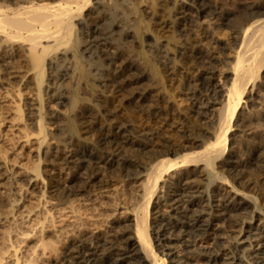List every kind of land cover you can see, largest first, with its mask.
I'll use <instances>...</instances> for the list:
<instances>
[{
	"label": "bare ground",
	"instance_id": "6f19581e",
	"mask_svg": "<svg viewBox=\"0 0 264 264\" xmlns=\"http://www.w3.org/2000/svg\"><path fill=\"white\" fill-rule=\"evenodd\" d=\"M184 1L185 0H149V2H147L149 5L148 4L145 5L146 3H144V5L147 6L144 8L143 5L141 6V4H143L142 3L143 1H141V0H0V74L1 73L5 74L3 80L6 79L11 85H13V87L17 84L23 83L22 85H24L25 89L30 90L31 93H33L35 95V97H37V104L39 107V110H38V113H39L38 119L39 120H38L37 125L39 127L36 128L35 124L34 125L31 124L32 128L30 126L29 130H30V128L32 130L30 132H33L34 130H35L34 132H36V129H38V136H40L42 134L45 135L44 136V142H45V139L47 140L48 139L47 136L49 135V134H45V132L47 130L46 124L53 125V127L54 126L56 127L57 135L63 134V138L60 136L62 138V141H60V142L63 143V145L65 146L64 148L70 149L75 144L74 139H75V134H77L76 132H78L79 130H82V128L79 129L78 126H79V123L83 124L82 114H83V116L86 114V113H84V111H85L84 108L87 107V104L91 100V99H88V97H86L88 95H86L84 93L85 90L88 92L89 96L93 97V98L96 97L98 92H101L104 96L108 92L118 95L117 93L123 92L126 89H128V84L124 80L128 79V78H132L133 77L132 74H134L137 71V69H140V70L142 69L141 71H143V70L147 71V69H148L149 75L146 72H145L146 74L143 72L142 74H144V76L139 75L140 77L138 76V79L131 80L130 81L131 86H132L130 88L131 92H132V88L134 87L133 85L139 84L143 80V78H147V79L151 78V80H152V78H154L155 79V82H153V85H154V83H156V81L158 82L157 78L160 76V72L156 67V64H159V63L161 64V66H163L162 68L164 70H166L165 72H171V71L175 72L177 69L176 68L177 62L183 61V63L186 64L185 67L187 65L193 64V68H196L200 72V74L202 73V77L201 78L199 77L200 80L198 81V83L199 82L200 83L199 84L196 83V85L198 86L199 91L210 92L208 94V96H209L211 94V88H212L211 80H212V77L214 75L213 72L216 68L215 65L217 63V60H216L217 58H214V56L211 54V52L210 53L203 52L201 49H204L203 48L204 46L202 48L198 47V46H201L204 42L202 41L203 42L202 44L199 42L200 45H197L200 37L197 40L192 35V33L190 32L191 29L189 30V28L193 27L192 25L191 26L189 25V22L191 21L190 20L191 19L190 14H193V13L189 14V12L193 11L194 13L197 14L198 17L203 19L209 15H214V13H215L214 6L209 4V0H191L192 1L191 3H193V4H191L192 6H190V7L188 6L189 7L188 8L187 6H185ZM211 1L212 0H210V2ZM237 1L235 0L233 2H237ZM240 1H241V3H244V0H243V2H242V0H240ZM246 1H249V0H246ZM251 1H250V3H251ZM258 1L256 0V2H258ZM221 2H223V1L220 0V3ZM228 2H227V4H228ZM253 3H254V1H253ZM247 4H248V2H247ZM222 5H224V4H222ZM225 6H226V4H225ZM225 6L224 7L222 6L223 9L225 8ZM232 10H236L235 7ZM240 10H241V8H240ZM246 10H248V9H245V11ZM217 11H219V10H217ZM226 11H228V9ZM245 11H243V13H241V12L238 13L239 12L238 11L237 15L233 16L234 19H232L231 22L229 21V23H231V24H229L230 28L232 30V33L234 34L232 36L236 35L235 36L236 38L234 37L235 38L234 41H236V43L234 42L236 47H234V51H233L234 56H235L234 57L235 60H234V62L232 61V63H230V65H229L230 74L234 75V77H233L231 83H228V85L225 86L228 88L226 90L227 94L225 96V99L222 101V100H220V98H217L215 95L216 88L215 89L213 88L212 90L214 92V95H212L211 98H209L210 96L207 97L210 100L207 99L209 103L207 104L208 106L206 105V108L204 111H201V109H200L201 107L199 109H197L198 104H194L196 109H194L192 112L188 113V110L187 111L185 110L184 112L179 113V111H178V114H176L177 112L174 114L175 117L177 116L178 120H181V119L185 120V118H187V117H188L187 119H189V116H191V113H194L196 115V119H197V116H198V118H200V117H204L205 115L207 116V114L210 112L213 113V110L215 109V107L218 106L219 109L217 108V110H215L216 112H218V119H216L214 117L217 121V123L215 125L216 128L214 130L209 132L206 129L200 128L199 130L194 132L195 127L193 128L191 126V128H193V131L191 130L189 132V129H188V131L186 130V132H185L183 130L185 136L183 135L184 137H181L182 135H180L181 139L184 138L182 141H177L178 138H174V137L173 138L176 140H168L167 139L166 141H162V140L158 139L160 137L159 135H158L159 137L157 136L158 138L157 137L152 138V139L150 138V140L147 141L148 143L146 142V144H144V145H146L145 146V148H147L146 150H148V152H147L149 155V156L147 155L148 158L144 157L142 159L140 156V159L138 158L139 160L136 159L135 161H131L130 159L126 158V156H127L126 154L132 155V153H133V155H136V153L134 154L135 150L140 151L141 150L140 148L144 146L143 144H139L140 142L138 143L136 141H133L131 137L126 135L125 131L124 132L121 131L118 134H114V133H111L108 131L102 132V134L100 135L101 136L100 138H102L101 139V143H102L101 145L104 146V148L106 150L105 151L103 150L102 154L99 152L101 154V156L97 155L98 157H97L96 161H98V164L103 163L106 165H110L111 167L121 171L122 174H125L123 176H126V174H127L129 177L131 174L133 175L135 170L139 171L137 169H143L145 171V174L143 175L144 181L142 182V187H141L142 188L141 202L134 209V216H133L134 217V221H133L134 222V236L131 237L129 235L130 233H128V234L125 233L123 236H121L120 239H118V242H117V240L115 242H113V241L109 242V241L102 239V244H101L102 246H107V245L111 244V246L109 248H112L113 246H117V248H118V249H116L117 251H121L119 249L120 246H121V248H123L122 250L124 252L122 251V252H118L117 254H115L116 255L115 259H113V258L112 259L111 258L110 259H104L103 258V260L99 259V258H97V255L94 252H92V251L89 252L88 250H86L84 248L85 246L84 247L82 246L81 239L79 241L78 240L74 241L67 246V253L71 252V254H72L70 256L71 264H130V263H133V262H130L131 260L134 261L133 264H143V262H146L148 264H169L166 256H164V253L166 251H168V253H171L175 249L174 246L176 244L174 245L173 242L179 241V239L181 238L182 232H180V234L178 232V234H177V231H178L177 223H169V222L164 223L165 219H163L161 215L157 218V221L155 218L152 219V215H155V214L158 215V213H159L158 210H156V208H153V202L155 199H158L159 195L157 193L161 190V186H162L161 183L165 182L164 179L167 176H170L171 174H175L177 172H178V179L179 180L176 184L174 183V185L176 186L177 189H182V187H185L186 189H188L193 184L198 185L205 180L207 181V179H211V175L215 174L214 179L219 180L218 182H220L221 185L228 186V187L230 186V188L232 189V193H233L232 195H235V196L242 198L240 202H236V201L229 202V200H227V201H225V203H223L221 206H219V208L221 207L220 211L223 212L224 216L221 219L215 220V222L217 223V226L221 222H223V224L226 223L225 225H227L228 223H231L233 225V223H236V220H238V219L235 220L236 217L241 218L240 215L245 216L244 217L245 222L243 223V226L244 225H252L251 221H253L259 215L262 216V218L264 217V214L262 215V213H264V135L261 138L255 136V135H251L250 137H244L243 134H242V136L236 137V134H237L236 133L234 135L236 138L232 137L233 139L230 140L231 132L237 131V130H234L235 127H237V129L240 133H244L246 131V130H244V128L247 129L251 124H253L252 123L253 118H252V120L250 118L251 121H244V120L242 121L241 120L242 122H240L241 124H239V125L237 124L236 120L239 116L240 111H242L244 104L248 105V102L250 103L253 101V100L251 101L250 99H254L253 96L257 94L256 92H253V91L255 89L257 91L258 90H264V0L262 2L252 4L249 7V12L248 11L245 12ZM187 13L190 15L189 16L190 19L188 18ZM228 13H229V11H228ZM146 15H149L148 16V18H150L149 21H147L148 18L146 17ZM195 17H194V19H195ZM213 18H214V16H213ZM231 18L229 20H231ZM144 19L147 22V23H145V25H144ZM209 21L210 20H208V22ZM225 21H224V23H225ZM200 22H202V20ZM219 22H220V18H219ZM152 24H153V26L154 25L158 26L160 30H163V31L165 30L164 32H166L168 30L172 31L171 32L172 35H170V33L169 34L167 33L168 36L169 35L170 36L168 38H166V41L164 43H162L163 42V41L161 42L162 37H163L162 33L160 34V35H162V37H160V36H158V33H159L158 31L155 34L156 29H155V31L151 30V32H152L151 35L146 34V31H144L147 29L148 30L152 29V28H149ZM196 24H198V23H196ZM206 25H208V24H206ZM206 25H204V26L206 27ZM200 26L202 27L201 24H200ZM204 26H203V28H204ZM225 26H226V23H225ZM201 27H200V29H201ZM221 27H223V26H221ZM211 28H212V26H211ZM219 32H221V30ZM225 32H227V31H225ZM215 33L217 35V30ZM146 35H149V36L147 37ZM206 35H208V34L206 33L205 36ZM164 36H165V34H164ZM207 37L206 38L204 37V38L207 39ZM218 37H219V33H218ZM213 39H215V38L213 37ZM209 41H211V40H209ZM209 41L207 42V44L211 43ZM146 42H147V45L149 46V50H150V52L148 51V53L149 54L151 53L150 56H152V57L150 58V56H149L148 57L149 59L147 60L143 56L144 53H142V54L138 53L137 55L134 53V55H136L134 57V55H132V53L135 50L133 51L129 45L130 44L132 45V43H136V44L138 43L137 45H143ZM137 45H135L134 47H136ZM214 49H216V47ZM211 50H209V51H211ZM136 53H137V51H136ZM132 61H136L137 63L136 62L133 63ZM187 67L188 68L183 67L181 70L182 74L185 77L189 71L188 70L189 66H187ZM118 70H119V72L117 74L114 73V71H118ZM134 70H136V71H134ZM133 71H134V73H132ZM190 71H192V70H190ZM198 71H197V73H198ZM162 72L163 71H161V73ZM193 73L195 74V72H193ZM3 74L1 76H3ZM134 75H136V73ZM206 75H208V76H206ZM166 76L168 77V75H166ZM169 76H170V74H169ZM161 77H159V78H161ZM169 78L171 80V78L173 79L174 77L171 76ZM18 79H19V81H18ZM166 79L164 80L162 78V81L164 80L166 82ZM121 82H122V84H121ZM124 82H125V84H124ZM167 82H168V80H167ZM147 83H148V81H147ZM150 83L151 82L149 81L148 84H150ZM66 84H67V86H66ZM155 85H157V84H155ZM151 86H150V89L152 88ZM144 88H146V87H144ZM159 88H160V86H159ZM161 88H162V86H161ZM153 89H156V88L153 87ZM168 89H169V87H168ZM144 91H145V89H144ZM159 91H157V93ZM188 91L189 90H187L186 92H188ZM166 92H164V93L167 96ZM19 94H21V93H19ZM168 94H170V93L168 92ZM153 95H151V96H153ZM160 95H161V93L159 94V96ZM187 95H188V98H186V99L188 101L190 100V101L194 102V100L197 99V94L192 89L188 92ZM217 95H219V94H217ZM248 95H252L253 98H250V99L248 98L249 101H246L247 100L246 97H248ZM159 96H157V97H159ZM173 96H175L174 93H173ZM18 97H20V96L18 95ZM44 97H47L48 100L50 99L56 107L60 106V108L61 107L62 108H68L69 112L71 113V115H70L71 117L64 118L63 116H61L58 113H55L54 111H52V112L47 111V109L45 108L46 105L44 104V101H45L43 99ZM193 97H196V98L193 99ZM152 98H155V100L157 99L156 97H152ZM168 99H169V97H168ZM170 99L168 101H166L165 97L160 96L157 101L160 104L165 103V102L169 103ZM175 99H177V98H175ZM97 100H98V98L96 99V101ZM141 100H144V103H145V101H149L148 99H144V98H142ZM157 101H155V102H157ZM172 101L174 103L177 100H172ZM182 102H184V101H182ZM185 102H187V101L185 100ZM45 103H46V101H45ZM168 103H167V105H168ZM253 103H254V101H253ZM146 104H148V103H146ZM143 105H145V104H143ZM200 105H201V103H200ZM250 105H252V104H250ZM26 106H28V105H26ZM145 106H148V105H145ZM145 106H144V108H145ZM178 106H177V108H178ZM163 107H165V106H163ZM168 107L169 106H167V108ZM172 107H174V105ZM181 107H182V105H181ZM252 107H254V109H255V106H252ZM174 108H176V107H174ZM246 108L249 109V107H247V106L245 107V109ZM261 108H263V107L261 106ZM29 109H31V108H29ZM146 109H145V111H146ZM170 109H172V108H170ZM182 109H179V110L182 111ZM27 111H29V110H27ZM16 112H19L18 114L20 116L23 115L20 108ZM173 112H174L173 110L168 109L167 112H162L160 114L158 113L159 115H157V119L159 118V116H160L159 119L164 117L163 120L161 119L162 121H164L166 118L171 116L173 114ZM254 112H252V113H254ZM259 113H261V112H259ZM31 115L32 114H30L29 116H31ZM161 115H162V117H161ZM20 116H18V117L21 118ZM32 116L34 117V115H32ZM154 116H156V115H154ZM257 116H258V114H257ZM29 119L27 118V120H29ZM159 119H158V121H160L161 124L166 123V122H162ZM172 119L175 120L174 118H172ZM20 120H22V119H20ZM184 120H181V122L183 123ZM112 121H115V120H112ZM189 121H191V120H189ZM26 122H25V124H26ZM189 123H191V122H189ZM195 123H197V121ZM161 124H160V126H161ZM191 124H193V123H191ZM26 125H28V124H26ZM258 125H260V124H258ZM80 126H82V125H80ZM194 126H196V125L194 124ZM263 126H264V124L262 125V127ZM25 127H27V126H25ZM76 127L78 128V131L76 130ZM188 127L189 126H187V128ZM250 129H251V127H250ZM26 130H28V129L26 128ZM83 131H81V133ZM86 131H88V130H86ZM89 131L91 132V130H89ZM93 131H95V130H93ZM171 131H173V130H171ZM248 132H250V131H248ZM86 133L88 134V132H86ZM188 133H190V134L192 133V134L189 135ZM207 133H208V135H206ZM55 134H56V132H55ZM169 134H170V132H169ZM174 134L175 133L170 134L171 137L178 135V134H176V135H174ZM26 135H29V134H26ZM256 135H257V133H256ZM57 138H58V136H57ZM170 139H172V138H170ZM77 145H78V141H77ZM45 148H46L45 150L50 151L51 150V143L49 144V142H46ZM71 149H72V151H74L73 150L74 148H71ZM138 151H136V152H138ZM142 151L144 153V150H142ZM91 152L90 151L84 152V154H79V152L78 153L74 152V153H72V156L70 158H63L62 159L63 165L67 166L68 169H69L70 164L78 162V164L76 163L77 166H74L73 169L76 167L77 171H79L76 174H73L71 176V180L68 179L70 181L66 187L64 185H62L63 187H65L64 189L60 190L59 188H57V190L59 189L60 191H63L61 194V197H60L61 201L59 199V202H61L62 206H63V204L67 205L68 202H73L72 200L69 201V198H71L72 196H74V195L78 196L82 193L86 194V192H85L86 187L84 188V186H85L84 184H86V183L82 184V185H84L83 187L80 186V184H81L80 182H83V180H84L83 178H82L83 180L81 179L82 181L79 179V175L81 172L83 174L85 173V175L88 174V178H92L93 182L96 181L95 183L97 185L98 184L102 185V183H99L100 180L97 177V176H99L97 169H96V172L98 175L95 174L96 172L94 170H93L94 172L90 174L89 167L91 166V163L93 164V159H96L94 157V153L93 152L91 153ZM47 153L48 152H45V154H47ZM140 154H141V152H140ZM95 155H96V153H95ZM144 155H146V154L144 153ZM61 156L63 157V155H61ZM137 157H139V155ZM45 158L46 157H43L42 160H44ZM43 162H45V161H43ZM55 163H57V162H55ZM94 163H97V162H94ZM33 164H34V162H33ZM46 164H48V163H46ZM89 164H90V166L88 167ZM94 166L95 165L93 164V167ZM44 167L45 168H43V171H40L41 170L40 164H37V165L34 164V166L31 168V170L35 173L33 175H36L35 177H37L39 179V177H42V175L45 176L44 174H47V172H51V171L47 170L46 165ZM70 167H71V165H70ZM26 168H29V167H26ZM92 168H90V169H92ZM113 168H111V170ZM108 170H109V167H108ZM75 171H76V169H75ZM120 173L118 172V174H120ZM113 174H114V172H113ZM134 174H136V173H134ZM69 175H70V173H69ZM49 176H50V174H49ZM141 176H142V174L140 175V177ZM131 177H133V176H131ZM120 178H122V177H120ZM86 179L87 178L85 177V182H87ZM101 179H102V181H104L103 178H101ZM214 179L212 178L211 179L212 181L209 180V181H211V184L213 183ZM52 180H53V178H52ZM54 180H55V178H54ZM68 180H66V181H68ZM93 184H91V185H93ZM100 185H99V188H100ZM213 185H214V183H213ZM93 186H95V184ZM102 188L103 187H101V189ZM162 188H164V186ZM59 190H58V193H61V192H59ZM90 190H92V189L90 188ZM93 191L94 190H92L91 193ZM179 191H181V190H179ZM7 192H8V190H7ZM89 193H90V191H89ZM52 195L54 196V194H52ZM82 196L86 197L87 195H82ZM235 196H233V197H235ZM8 197H10V196L8 195ZM179 197L180 196H179L177 191H174L173 194L172 193L168 194L166 196V205L173 207V208H175L176 206L179 207V204L183 200V198L180 199ZM231 197H230V199H231ZM79 198L77 197L78 200H79ZM16 200H15V202H16ZM139 201H137V202H139ZM76 203H77V201H76ZM182 203H184V201ZM61 204H60V206H61ZM73 204L68 203V205H70V207ZM195 204H196V201L192 200V202L189 205L194 206ZM246 206H250L251 210L247 211ZM5 207H6V204H5ZM5 207H3V208L5 209ZM87 208H89V207H87ZM0 209H1V207H0ZM4 209H3V212H5ZM63 209L65 210V208H63ZM68 209L69 208L67 207L66 211ZM77 209H80V208H77ZM82 210H81V214L84 212V211L82 212ZM155 210L157 211V213H155L156 212ZM185 210H187V209H185ZM77 211H74V212L80 213V211H78V212ZM86 211H87V209H86ZM89 211H90V208H89ZM153 211H155L154 212L155 214H153ZM177 211H179V210H177ZM244 211H246L245 215L242 214ZM74 212L72 211L73 214H74ZM91 212L93 213V210ZM30 213H32V212H30ZM92 213H90V214H92ZM51 214H53L52 210H51ZM81 214H80V220L83 219V216L86 217V215H88L87 213H86V215L84 214L82 216V219H81ZM90 214H89V217L93 218L90 216ZM5 215H6V213H5ZM48 215H50V214H48ZM184 216H185V214H184ZM12 217H13V215H12ZM53 217H51V218H53ZM89 217L87 216V218H89ZM193 217H194V215H193ZM196 217L197 218L192 221V224L191 223L186 224V226H188L190 229H194V230H197L198 232H201L202 236L203 235L205 236V234H209L210 231H213L214 227H216V224L214 225V222H209L208 220H206L208 222H204L205 220H203V217L201 215L199 217L198 216H196ZM43 218H45V219L40 218L38 220V222H36V224H41L40 229L41 228L43 229L44 224L47 223L48 218L47 219H46V217H43ZM190 219H192V218L190 217ZM76 220H77V218H76ZM151 220H152V224H151ZM248 220H250V221H248ZM50 222H49V225H50ZM52 223H53V221L51 222V226H52ZM83 223H81V224H83ZM86 223L87 222L85 220L84 224H86ZM178 224H180V223H178ZM184 224H185V222H184ZM231 224H229V225H231ZM47 225L45 227H47ZM53 225H54V223H53ZM38 226H40V225H38ZM19 227L22 228L21 226H19ZM83 227H84V225H83ZM131 228H133V227H131ZM247 229H251V227L250 228L248 227ZM16 230H17V236H18L19 235L18 234L19 228ZM44 230L46 231V229H44ZM244 230L245 229H243L242 231H244ZM27 231H29V230H27ZM67 231H69V230H67ZM67 231H65V233H67ZM19 232H20V230H19ZM151 232L153 233L154 236L151 235ZM3 233H5V232H3ZM14 233H12V235L16 236V234H14ZM32 233H33V231H32ZM41 233H43V231ZM46 233H48V232H46ZM46 233H44L43 236L40 237V240H39L40 243L38 242L40 244L39 246L42 248V249L41 248L40 249L45 251V252L49 251V253L50 252H57L58 253V250H57L58 244L56 245V241H53V239H52L53 237L51 238ZM69 233H67V234H69ZM6 234H9L8 236H9V238H11L9 231L8 232L6 231ZM6 234H5V237H6ZM36 234H37V232H36ZM62 234H63V232H62ZM189 234L190 233H188V236H189ZM21 235H23L22 236L23 238H24V236H26V238L28 239L29 233H25V231H24V233H22ZM30 235H31V230H30ZM20 236H18V237H20ZM246 236L247 237H245L244 239L242 238V241H244L243 244L248 245L247 247L250 248V251L251 250L253 251V252L251 251V253L249 255L250 257H252L250 260L251 263L248 262L249 261L248 259L246 262H248L249 264H264V227L261 228L258 233L253 234V231H251ZM22 237H21V239H22ZM61 238H62V236H61ZM5 239H7V238H5ZM58 239L60 240V238H58ZM104 239H106V237H104ZM16 240L19 241V239H16ZM56 240H57V238H56ZM253 240H255V242L257 243L256 247H260V249L255 250L254 245H253ZM4 241L6 242V240H3L2 245H4V243H5ZM17 241H16V243H17ZM182 241L183 240H181V242ZM13 242H15V240ZM1 243H2V241H1ZM20 243H22V242L19 241V244ZM58 243L60 244V242H58ZM216 243H218V242H216ZM24 244H25V242H24ZM133 244H136V245L138 244V247L131 248V246H133ZM17 245L15 247L16 254L13 255L14 257L16 256V258H17L15 264H19L20 261L22 260L20 257H17V252H18V249L20 248L19 246H22V245H18V246ZM222 245H221V247H222ZM37 246H38V244L36 245V247ZM8 247L9 246H7V248ZM11 247H14V245H11ZM247 247L245 249L242 247L243 248V250H242L243 254L248 251ZM10 249H12V248H10ZM15 249H13V250H15ZM0 250H1V252H0V264H3L6 261V260H4V255L8 254L7 251H9V250H6V247L4 249L3 246H2V249H0ZM21 250H22V248H21ZM35 251L38 252L37 250H33L32 252H34L33 253L34 256H37V254L35 255V253H36ZM187 254H189V253H187ZM9 255H10V253H9ZM218 255H219V253H218ZM218 255H209V256L204 255L202 257L207 258L210 263L218 264V263H220V259H221L220 256H218ZM235 255H238V254H235ZM244 257H245V254H244ZM29 258H31V257H29ZM233 258L235 260L236 257H233ZM26 259L29 260L28 258H26ZM33 259H34L33 261L35 262V258H33ZM33 261L32 260H30V262L26 261V262H28L26 264H31V262L33 264L34 263ZM22 263H25V262H22ZM223 264H224V262H223Z\"/></svg>",
	"mask_w": 264,
	"mask_h": 264
},
{
	"label": "rangeland",
	"instance_id": "374dc122",
	"mask_svg": "<svg viewBox=\"0 0 264 264\" xmlns=\"http://www.w3.org/2000/svg\"><path fill=\"white\" fill-rule=\"evenodd\" d=\"M141 1H143L142 2L143 4H141V6L143 5L144 8L147 7L145 5L148 4L147 2H149V0H141ZM221 1H223V2L220 3V0H214V1L212 0L210 2V0H209V4L214 6V10H215L216 14L214 13V15H209L206 18L201 19L200 17L197 16L196 13L191 11V12H189V14L190 13H193V14H190L191 15V19H190V17H189L190 15L187 13L188 18L191 20V21L189 20L190 21L189 25L193 26V27L189 28V30L191 29L190 32L192 33V35L197 40L200 37L197 45H200V43L202 44L204 42L203 43L204 45L202 44L201 46H198V47L202 48L204 46L203 47L204 49H201L203 52H205V53L211 52V54L214 56V58H217L216 59L217 63L215 65L216 68L213 72L214 75H213L212 80H211L212 88H211V94L209 95L210 97L208 96V94L210 92L199 91V88L196 85V83H198V81L200 80L199 77L200 78L202 77V73L200 74V72L196 68H193V64L187 65V66H189V69H188L189 71H188V74L186 75V77L182 74V71H181L182 68L183 67L188 68L187 66L185 67L186 64H184L183 61L176 63V68L178 69V70L176 69L177 72L176 71L175 72H172V71L171 72H165L166 70H164L162 68L163 66H161L160 63L156 64V67L160 72L159 77L162 76L161 78L158 77L157 78L158 82L156 81V83H154V85L157 84V85H155L156 87L153 85V82H155L154 78H152V80H151V78L150 79L143 78V80L139 84L133 85L134 87L132 88V92H131V89H130L132 87L131 83H130L131 80L138 79L139 75L144 76V74H142L143 72L144 73L146 72L149 75L148 69H147V71L146 70L141 71L142 69L141 70L137 69V71L134 70V71H136L135 72L136 75H134L135 73L133 71L132 72V73H134V74H132L133 77L124 80L128 84V89H126L127 91L126 90L123 91L124 90L123 89L122 90L123 92L117 93L118 95L108 92L104 96L101 92H98L96 97L93 98V97L89 96V94L86 90L85 91L83 90L84 93L86 95H88V96H86V95L85 96L91 100L89 102L90 104L88 103L87 107L84 108L85 109L84 113H86V114L84 116L82 114L83 124L79 123V126H78V128L79 129L82 128V130L78 131V128L76 127V130L79 133L76 132L78 135L75 134L74 146L75 145L76 146L71 147V148H74L73 149L74 151H72L71 148H70L71 150L64 148L65 146L63 145L62 142H60V141H62L63 134L57 135L56 127L55 126L53 127V125L46 124L47 130H46L45 134H49V135L47 136L48 139L47 140L45 139V142H44V136L45 135L42 134V135L38 136V129H36V132H34L35 130L33 132H30L32 130L31 124H33V125L35 124L36 128L39 127L37 125L38 120H39L38 119L39 107L37 104V97H35V95L33 93H31L30 90L25 89L24 85H22L23 83L17 84L13 87V85H11L6 79L3 80L5 74H3V73L0 74V205H1L0 206L1 207V209H0V249H2V246L4 249L6 247V250H9L10 248H12L9 250L10 252L7 251L8 254H5L6 256L4 255V260H6V261L3 264H15L16 263L17 258H16V256L14 257L13 255L16 254L15 247L17 244L22 245V246H19L20 248L18 247L19 249L17 252V257H20L22 259L21 260L19 258L21 260L20 261L21 264L28 263L26 261H29V262H30V260L33 261L34 260L33 258H35V262L37 260L39 261V262L37 261L36 263L33 261L34 262L33 264H63V263L64 264H71L70 256L72 254L70 251H69L70 253H67V246L74 241H77V240L79 241L80 239H81L82 246L83 247L85 246L84 248L86 250H88L89 252H91V251L94 252L97 255V258L102 259V260H103V258L104 259H110V258L115 259L116 258L115 254L123 251L122 250L123 248H121V246L119 248L121 251L116 250V249H118L117 246H113L112 248H109L111 246V244H109L107 246H102L101 245L102 239L109 241V242H112V241L115 242L117 240V242H118V239H120L121 236H123L125 233L126 234L130 233L129 235L131 237L134 236V222H133L134 221V217H133L134 216V209L141 202V196H142L141 195L142 194V188L141 187H142V182L144 181L143 175L145 174V171L143 169H137L139 171H136V170L134 171V173H136V174L133 173V175L131 174L130 177L126 174V176H127L126 177V176H123L125 174H122L121 171L111 167L110 165H106L103 163L101 164L100 162H99L100 164H98V161H96L97 157L99 155L101 156V154L103 153V150L104 151L106 150L104 148V146L101 145L102 144L101 143L102 138H100L101 137L100 135L102 134V132H105V131H108V132H111L114 134H118L121 131H123V132L125 131L126 135L131 137L133 141H136L138 143L140 142L139 144L144 145V144H146L147 141L150 140V138L151 139L155 138L158 135L160 137L158 136L159 138L158 137L157 138L162 140V141H166L167 139L168 140H176L174 138H178L177 141H182L184 138L181 139V137L185 136L183 130L186 132V130L188 131V129H189V132H190L191 130L193 131V128L195 127L194 132H196L200 128L206 129L209 132H211L212 130H214L216 128L215 125L217 123L216 119H218V112H216L215 110H217L218 106L215 107V109L213 108L214 109L213 113L210 112L207 114V116L205 115L204 117H200V118H198V116H197V119H196V115L194 113H191V116H189V119H187L188 117L185 118V120L181 119V120H184L183 123L181 122V120H178L177 116L175 117L174 114L176 112H177L176 114H178V111H179V113L184 112L185 110L186 111L188 110V113L192 112L194 109H196L194 104H198L197 109H199L201 107L200 108L201 111H204L206 108V105L209 103L208 102V100H210L209 98H211V96L214 95V92L212 90L213 88L214 89L216 88L215 95L217 98H220V100H222V101L225 99V96L227 94L226 90L228 89L225 86L228 85V83H231V81L234 77V75L230 74L229 65H230V63H232V61L234 62V60H235L234 59L235 56H234L233 51H234V47H236L235 46L236 41H234L236 38L235 37L236 35L232 36L234 34L232 33V30L230 28L229 24H231V23H229V21L231 22L232 19H234L233 16H236L238 11H239L238 13H240V12L243 13V11H245V9H248L245 12H247V11L249 12V7L252 4L262 2L263 0H259V1L257 0L258 2H256V0H252V1L251 0H249V1L244 0V3H241L240 0H238V1L236 0L238 3L233 2L235 0H230V1L229 0H225V1L221 0ZM250 1H251V3H250ZM253 1H254V3H253ZM191 2H192L191 0H189V1L185 0L184 4H185V6L190 7V6H192L191 4H193ZM227 2H228V4H227ZM242 2H243V0H242ZM247 2H248V4H247ZM144 3H146V4L144 5ZM222 4H224V5H222ZM225 4H226V6H225ZM221 5L223 7L225 6L226 9L225 8L223 9V7ZM234 7L236 10H232V9H234ZM240 8H241V10H240ZM227 9H228L229 13H228V11H226ZM217 10H219L220 12ZM148 16L149 15H146L147 18H148ZM213 16H214V18H213ZM194 17H195V19H194ZM219 18H220V22H219ZM230 18H231V20H229ZM149 19L150 18H148L147 21H149ZM200 19L202 20V22H200L201 21ZM208 20H210V21L208 22ZM224 21L226 23V26H225ZM145 23H147V22L144 19V25H145ZM196 23H198V24H196ZM199 23L202 25V27L200 26ZM206 24H208V25H206ZM204 25H206V27ZM203 26L205 29L203 28ZM211 26H212V28H211ZM221 26H223V27H221ZM200 27H201V29H200ZM149 28H152V29H149L150 31L148 29L144 30V31H146V34L151 35L152 34L151 30L155 31V29H156L155 34L158 31L159 32L158 36L162 37V35H163L162 40H161V42L163 41L162 43H164L166 41V38H168L170 35H172V33H171L172 31L168 30V31L164 32L165 30L164 31L160 30L158 26H156V25L153 26V24ZM214 28L217 30V35L215 33L216 30ZM219 29L221 30V32H219L220 31ZM224 30L227 32H225ZM161 33H162V35H160ZM167 33L168 34L170 33V35L168 36ZM204 33L205 34L207 33L208 35L205 36ZM218 33H219V37H218ZM164 34H165V36H164ZM149 35H146V36L148 37ZM203 36L205 38L207 36L208 37H207V39H205ZM213 37L215 39H213ZM209 40H211V41H209ZM208 41L211 43L207 44ZM134 44L137 45L138 43L137 44L132 43V45L131 44L129 45L133 51L135 50L132 53V55H134V53L136 55L138 53H140V54L144 53V55H143L144 58H146L148 60L149 59L148 57L151 55V53L150 54L148 53V51L150 52V50H149V46L147 45V42L144 43L143 45H137L136 47H134L135 46ZM215 47H216V49H214ZM209 50H211V51H209ZM136 51H137V53H136ZM136 55H134V57ZM151 57L152 56H150V58ZM132 62L135 63L136 61H132ZM190 70H192V71H190ZM161 71H163V72L161 73ZM197 71H198V73H197ZM118 72H119V70L114 71V73H116V74ZM193 72H195V74ZM2 74H3V76H1ZM165 74L168 75V77ZM169 74H170V76H169ZM171 76L174 77L173 78L174 80L172 78L170 80L169 77H171ZM206 76H208V75H206ZM162 78L164 80L167 78L166 82L164 80L162 81ZM146 80L148 81V83L150 81L152 84L151 83L148 84ZM167 80H168V82H167ZM18 81H19V79H18ZM121 84H122V82H121ZM124 84H125V82H124ZM158 85L160 86V88ZM66 86H67V84H66ZM150 86L152 87L151 89H150ZM161 86H162V88H161ZM144 87H146V88H144ZM153 87L156 89H153ZM168 87H169V89H168ZM144 89H145V91H144ZM191 89L196 92V94H197L196 100L197 101L194 100V102H193L190 100L188 101L186 99V98H188L187 94ZM187 90H189V91L186 92ZM157 91H159V92L157 93ZM164 92L167 93V96L165 95ZM168 92L170 94H168ZM253 92L257 93L256 95L253 96L254 99H250V98H253L252 97V95L254 94L253 93L252 95H248V97H246L247 100L246 99L245 100L249 101L248 100V98H249L251 101L253 100L254 103L252 101L250 103L248 102V105H246V104H244V106L242 105L243 109H242V111H240L239 116L236 120L237 124L239 125V124H241L240 122H242L243 120L244 121H251L253 118V120H252L253 124H251L249 127L247 126L248 127L247 129L244 128V130H246L245 131L246 133L245 132L240 133L238 131L237 127H235L234 130H237V131L231 132L230 140H232L233 138H236L238 136H242V134L244 137H250L251 135H255V136L260 137V138L264 135V128H263L264 126L262 127V125L264 124V101H263L264 100V98H263L264 97V90H258L257 91L255 89ZM19 93H21V94H19ZM160 93H161L160 96L165 97L166 101H168L170 98L172 100H177V101H175L173 103V101L170 99L169 103L165 102L166 104L165 103L160 104L157 101L160 97L159 96ZM173 93L175 96H173ZM217 94H219V95H217ZM18 95L20 97H18ZM151 95H153V96H151ZM157 96H159V97H157ZM152 97H156L157 99L155 100V98H152ZM168 97H169V99H168ZM207 97H209V98H207ZM97 98H98V100L96 101ZM142 98L148 99L151 103L149 101H145V103H144V100H141ZM175 98H177V99H175ZM195 98L196 97H193V99H195ZM43 99L46 101V103L44 101V104L46 106L44 104L43 105L45 106L47 111H50V112L54 111L55 113L60 114L64 118L71 117L70 116L71 113L69 112L68 108H62V107L60 108V106L56 107L50 99L48 100L47 97H44ZM185 100L187 102H185ZM155 101H157V102H155ZM182 101H184V102H182ZM146 103H148V104H146ZM167 103H168V105H167ZM200 103H201V105H200ZM143 104L148 105V106H145ZM250 104H252V105H250ZM26 105H28V106H26ZM166 105L169 107L167 108ZM173 105L176 108L172 107ZM178 105L180 107L182 105V107L180 108ZM245 105L247 107H249V109L248 108L245 109V107H246ZM144 106H145V108H144ZM163 106H165V107H163ZM177 106L179 109L183 108L182 111L179 110L177 108ZM252 106H255V109ZM261 106L263 108H261ZM19 108H20L21 112L23 113L22 116H20L18 114L19 112H16V111H18ZM29 108H31V109H29ZM170 108H172V109H170ZM26 109L29 111H27ZM145 109H146V111H145ZM168 109L173 110L174 112L171 116L166 118L164 121H162L164 117H162V115H161V117H162L161 118L162 120H161V119H159L160 118V116H159V118H158L159 120H161L162 122H166L164 124H161L160 121H158V119H157V115H159L162 112H167ZM252 112H254V113H252ZM259 112H261V113H259ZM30 114L34 115V117L32 115L31 116L33 118L31 116H29ZM257 114H258V116H257ZM154 115H156V116H154ZM18 116H20L21 118H19ZM171 117L174 118L175 120H173ZM192 117L197 121L198 124L195 123L196 121ZM27 118L28 119L30 118V119L27 120ZM250 118H251V120H250ZM20 119H22V120H20ZM111 119L115 120V121H112ZM189 120H191V121H189ZM25 122L29 126L26 125ZM189 122H191L193 124H191ZM160 124H161V126H160ZM194 124L196 126L197 125L198 126L196 127V126H194ZM258 124H260L261 126ZM80 125H82V126H80ZM25 126H27V127H25ZM30 126H31V128L29 130ZM187 126H189V127L187 128ZM191 126L193 128H191ZM250 127H251V129H250ZM26 128L28 130H26ZM85 129L88 131H86ZM89 130H91V132ZM93 130H95V131H93ZM171 130H173V131H171ZM81 131H83V132L81 133ZM248 131H250V132H248ZM55 132H56V134H55ZM86 132H88V134ZM169 132H170V134L175 133L174 135L178 134L179 136L176 135V136L171 137ZM256 133H257V135H256ZM26 134H29V135H26ZM188 134L191 135L192 133L191 134L188 133ZM235 134H236V137L234 136ZM56 135L58 136V138ZM180 135H182V136L180 137ZM206 135H208V133ZM170 138H172V139H170ZM77 141H78V145H77ZM46 142H49V144L51 143V150L50 151L45 150L46 149L45 148ZM145 146L146 145L141 147L140 151L135 150L134 154L136 153V155H133V153H132V155L126 154L127 155L126 158L130 159L131 161H135L136 159L139 160L140 156L142 159L144 157L148 158V156H149L147 153L148 150H146L147 148H145ZM142 150H144V153L146 155H144ZM44 151L48 152V153L45 154ZM89 151L90 152L92 151L94 153V157L96 158V159H93V164L95 165L94 167H93V164L91 163V166L93 168L90 166V164L88 165V167L90 166L89 167L90 174L93 173L94 171L96 172V169H97V172L99 173V176H97L100 180L99 183H102L103 186L100 184L97 185L95 183L96 181L93 182L92 178H88V174L85 175V173L83 174L81 172L79 175V179L81 180L83 178L84 180L82 179L83 182H80L81 184L80 183L79 184L82 187L85 185L84 188L86 187L85 188L86 194L82 193L78 196L74 195L71 198H69V201L72 200L73 202H68V203H70V204L74 203L75 204V205L73 204L71 206L72 208L70 207V205H68V203H67V205L63 204V206H62L61 202H59V199L61 201L60 197H61V194L63 191H60V190L64 189L67 186V184L71 180V176L73 174H76L77 172H79V171H77L76 167L73 169L74 166H77L76 163L78 164V162L70 164L71 167L69 165V169H68L67 166L63 165L62 159L63 158H70L72 156V153H74V152H77V153L79 152V154H84V152H89ZM136 151H138V152H136ZM140 152H141V154H140ZM95 153H96V155H95ZM61 155H63V157ZM138 155H139V157H137ZM43 157H46V158L44 160H42ZM43 161H45V162H43ZM33 162L36 165L40 164V167H41L40 171H43V168H45L44 166L46 165L47 170H49L51 172H47V174H44L45 176L42 175L43 178L39 177V179H38L37 177H35L36 175H33L35 173L31 170V168L34 166ZM55 162H57V163H55ZM94 162H97V163H94ZM46 163H48V164H46ZM26 167H29V168H26ZM108 167H109V170H108ZM90 168H92V169H90ZM111 168H113V169L111 170ZM75 169H76V171H75ZM97 172L95 174H97ZM113 172H114V174H113ZM118 172L119 173L121 172V173L118 174ZM69 173H70V175H69ZM140 173L142 174L141 177H140V175H141ZM49 174H50V176H49ZM117 175L118 176L120 175V176L118 177ZM212 175H211V179L212 178L214 179L215 174H212ZM84 176L87 178L86 179L87 182H85ZM131 176H133V177H131ZM100 177L103 178L104 181H102V179ZM120 177H122V178H120ZM52 178H53V180H52ZM54 178H55V180H54ZM68 179H70V180H68ZM211 179H207V181L205 180L198 185L193 184L188 189H186L185 187H182V189H177L176 186L174 185V183L176 184L179 180L178 179V172H177L175 174H171L170 176H167L164 179L165 182H162L163 184L161 183V185H162L161 190L157 193L159 195L158 199H155L153 202V208H156V210H158L159 213L157 215V214H155V213H157V211L156 210H155L156 212L153 211V214H155V215H152V219L155 218L157 221V218L161 215L162 218L165 219L164 223H168V222L169 223H177V225H178L177 234H178V232H179V234H180V232H182L180 239L183 240L182 242L180 239H179V241L173 242L174 245L176 244L175 245L176 247L174 246L175 251L173 250L171 253H168V251H166L164 253V256H166L169 264H178V263L179 264H205V263L206 264H215V263H210L207 258H205V257L203 258L202 256H204V255L205 256L218 255V253H219L218 256H220V258H221L220 263H218V264H223V262H224V264H249V263H251L250 260L252 257H250L249 255H250L252 250L250 251V248L247 247L248 245L243 244L244 241H242V238L244 239L245 237H247L246 235L248 233H250L251 231H253V234L258 233L259 230L264 227V217L262 218V216L259 215L253 221H251L252 225H244L243 226V223L245 222L244 221L245 216L240 215L241 218L236 217L235 220L236 219H238V220H236V223H233V225L231 223H228L227 225H225L226 223L223 224V222H221L217 226V223L215 222V220L221 219L224 216L223 212L220 211L221 207L219 208V206H221L227 200H229V202H233V201L240 202L242 198L235 196V195H232L233 193H232V189L230 188V186L228 187V186L221 185L220 182H218L219 180H217V179L213 180L214 185H213V183L211 184V181H212ZM66 180H68V181H66ZM209 180H211V181H209ZM83 183H86V184L82 185ZM90 183L91 184L94 183L95 186H93L94 184L91 185ZM62 185H64L65 187H63ZM99 185H100V188H99ZM163 186H164V188H162ZM101 187H103V188L101 189ZM57 188L60 189V190L59 189L58 190L61 193H58ZM90 188L92 190H94L95 192L93 191L91 193L92 190H90ZM7 190H8V192H7ZM88 190L90 191V193ZM179 190H181V191H179ZM174 191L178 192V194L180 196L179 198L180 199L183 198L182 202L184 201L185 204L181 202L179 204V207L176 206L175 208L166 205V196L168 194H171V193L173 194ZM52 194H54V196ZM8 195L10 197H8ZM82 195H87V196L83 197ZM233 196H235V197H233ZM77 197L78 198L80 197L79 200L77 199ZM230 197H231V199H230ZM15 200H16V202H15ZM75 200L77 201V203ZM192 200L196 201V204L194 206L189 205L192 202ZM137 201H139V202H137ZM4 203L6 204V207H5ZM60 204H61V206H60ZM65 205L69 208L67 211H66L67 207ZM3 207H5V209ZM87 207L90 208V211H89V208H87ZM246 207H247V209H246L247 211L251 210L250 206H246ZM63 208H65V210ZM77 208H80V209H77ZM3 209L5 212H3ZM50 209L52 210L53 214H51ZM86 209H87V211H86ZM185 209H187V210H185ZM77 210L80 211V213L74 212ZM81 210H82V212L84 211L82 214H81ZM92 210H93V213L91 212ZM177 210H179V211H177ZM72 211L74 212L75 215L72 213ZM30 212H32V213H30ZM85 212L88 215H86ZM5 213L7 216L5 215ZM47 213L50 215H48ZM90 213H92V214H90ZM245 213H246V211H244L242 214L245 215ZM80 214H81V219H82V216L84 214L86 215V217L83 216V219L80 220ZM89 214L94 219L90 218ZM184 214H185V216H184ZM263 214L264 213H262V215ZM12 215H13V217H12ZM41 215L43 217H46V219L48 218L51 222L53 221L54 225L52 223V226H51V222L47 219V223L44 224L43 229L42 228L40 229L41 224H36V222H38V220L40 218L45 219ZM193 215H194V217H193ZM200 215L203 217V220H205L204 222L209 221V222H214V225L216 224V227H214V230L210 231L209 234H205V236L204 235L202 236L201 232H198L197 230H194V229H190L188 226H186V224H190V223L192 224V221L197 218L196 216L199 217ZM87 216L89 218H87ZM189 216L192 219H190ZM49 217L50 218L53 217V218L50 219ZM76 218H77V220H76ZM85 220L87 222L86 224H84ZM206 220H208V221H206ZM48 221L50 222V225H49ZM248 221H250V220H248ZM184 222H185V224H184ZM81 223H83V224H81ZM178 223H180V224H178ZM151 224H152V220H151ZM229 224H231V225H229ZM38 225H40V226H38ZM46 225H47V227H45ZM83 225H84V227H83ZM19 226H21L22 228H20ZM128 226L129 227L131 226L133 228H131V227L129 228ZM248 227L249 228L251 227V229H247ZM18 228L20 230V232L18 230V234H19L18 236H20L25 231V233H29L30 237L28 236V239L26 238V236H24V238H23L22 237L23 235L18 237L17 236V230H16ZM26 229L29 231H27ZM44 229H46V231ZM243 229H245V230L242 231ZM30 230H31V235H30ZM67 230H69V231H67ZM6 231L10 232L11 238H9V236H8L9 234H6ZM32 231L35 235L32 233ZM42 231H43V233H41ZM65 231H67V233H69V232L70 233L67 234V233H65ZM3 232H5V233H3ZM36 232H37V234H36ZM46 232H48V233H46ZM62 232H63V234H62ZM12 233L16 234V236L12 235ZM44 233L49 235L51 238L53 237L52 238L53 241H56V245L58 244L57 245L58 253L57 252H50L49 253V251L45 252V251L41 250L42 248L39 246L40 245L39 240H40V237H42ZM188 233H190L191 235L189 234V236H188ZM5 234H6V237H5ZM60 235L62 236V238ZM151 235L154 236L152 232H151ZM21 237H22V239H21ZM104 237H106V239H104ZM5 238H7V239H5ZM56 238H57V240H56ZM58 238H60V240ZM2 239L6 240V242L4 241L5 242L4 245H2L3 244ZM13 239L15 240V242H13L14 241ZM16 239H19V241L22 242L23 244L22 243L19 244V241H17ZM1 241H2V243H1ZM16 241H17V243H16ZM57 241L60 242V244ZM24 242H25V244H24ZM216 242H218V243H216ZM37 244L39 247L38 246L36 247ZM256 244L257 243L255 242V240H253V245H254L255 250L260 249V247H256ZM6 245L9 246L8 247L9 249L7 248ZM11 245H14V247H11ZM221 245H222V247H221ZM136 247H138V244L137 245L133 244V246H131V248H136ZM242 247L244 249L246 247L248 248V251L244 253L245 257H244L243 251H242L243 250ZM21 248H22V250H21ZM13 249H15V250H13ZM33 250L38 251V252L35 251L36 252L35 255L37 254V256H34V254H33L34 252H32ZM0 252H1V250H0ZM9 253L11 256L9 255ZM64 253L65 254L67 253L66 254L67 256ZM187 253H189V254H187ZM235 254H238V255H235ZM29 257H31V258H29ZM233 257H236L235 260ZM26 258H28L29 260H27ZM247 259L249 260L248 261L249 263L246 262ZM22 262H25V263H22ZM130 262L134 263V261H132V260ZM133 263H130V264H133ZM31 264H32V262H31ZM143 264H148V263L143 262Z\"/></svg>",
	"mask_w": 264,
	"mask_h": 264
}]
</instances>
